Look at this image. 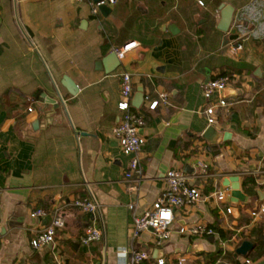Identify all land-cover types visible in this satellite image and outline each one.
<instances>
[{
	"label": "crops",
	"instance_id": "obj_1",
	"mask_svg": "<svg viewBox=\"0 0 264 264\" xmlns=\"http://www.w3.org/2000/svg\"><path fill=\"white\" fill-rule=\"evenodd\" d=\"M224 4L235 9L227 32L218 28ZM111 9L105 17L76 0H0V264H131L121 251L132 248L150 254L146 264H179L181 257L226 264L232 255L240 262L235 254L243 242L256 232L264 242V218L250 215L264 202V0H119ZM132 42L138 46L111 59ZM232 44H243L238 56ZM225 73L234 78L229 106L218 110L213 126L229 140L212 146L203 138L211 127L205 74L214 80ZM123 74L132 77L133 111L146 120L139 182L125 178L131 157L113 135ZM141 88L145 100L136 108ZM37 92L63 105L42 103ZM162 94L167 103L150 110ZM172 169L192 179L200 201L175 212L168 241L158 244L152 231L133 240L134 213L153 207ZM231 176L249 198L236 207L223 184ZM249 177L257 179L252 195L243 187ZM225 189L226 201L212 196ZM88 196L100 204L95 218L74 206ZM39 209L45 217H33ZM59 219L65 225L53 243L34 250L36 236ZM95 224L104 226L102 241L82 245ZM197 225L219 226L231 233L227 240L239 241L223 250L219 234L221 240L179 233ZM218 251L224 259L212 263ZM254 261L264 264V248Z\"/></svg>",
	"mask_w": 264,
	"mask_h": 264
},
{
	"label": "built area",
	"instance_id": "obj_2",
	"mask_svg": "<svg viewBox=\"0 0 264 264\" xmlns=\"http://www.w3.org/2000/svg\"><path fill=\"white\" fill-rule=\"evenodd\" d=\"M77 2H87L91 6V11L94 16L100 14V6L107 5L112 8L118 4L119 0H103L100 3H96L95 0H76ZM203 6V2H200ZM137 42H132L122 49L115 50V53L119 56L123 55L130 49L136 48ZM230 49L233 55L238 56L243 51V44H232ZM231 78L228 76L219 77L214 80H210L204 85V96L208 100V106L205 110V114L208 118V123L213 126L216 123V116L219 109L227 108L229 106L226 98L220 97L217 100H213L215 93H221L229 88ZM134 97V86L132 77L130 74L121 75V100L118 103V110L122 114L119 124L113 129V135L122 148L125 155L131 157L129 164V170L125 175L127 180L133 182H139L143 178V168L141 166V153L146 142L141 135V130L146 126V120L143 116L133 111L132 100ZM167 103V95L162 94L157 101H151L149 104L150 110H156L159 104ZM30 112L32 109L29 110ZM199 167L205 173L208 166L200 163ZM167 189L162 193L153 207L144 212L141 215L134 213V228L132 231V239H139L142 234L152 231L158 244H162L170 239L173 230L172 226L175 222V212L183 206L194 204L201 199V193L199 189L192 182V179L182 170L172 169L166 176ZM229 195L228 189L218 190L213 193L218 201L224 202ZM75 208L80 210L84 214L93 216L94 218L100 214L101 208L98 201L94 196H88L83 199H78L74 202ZM133 210L134 206H130ZM228 214H232V209H227ZM253 221H257L264 218V202L254 208L250 212ZM46 213L39 209L33 214L35 218H43ZM64 221L59 219L54 224L48 227L44 232L38 234L32 241V248L34 250H40L51 245L56 235V228L64 227ZM180 234H191L196 237H208L214 236L218 239L219 236L211 228L204 225H197L191 228H181ZM104 237V226L93 225L87 229L83 237L81 238V244L89 246L94 243L101 242ZM221 240V239H220ZM237 236H233L227 241L221 240L220 244L223 250L226 249L230 243H238ZM124 256L131 255V264H144L151 259L150 254L147 251L131 249H124L121 251ZM163 260H160L158 264H164ZM179 264H192L187 258L181 257ZM226 264H256L255 261L248 257H243L239 263L228 262Z\"/></svg>",
	"mask_w": 264,
	"mask_h": 264
},
{
	"label": "water",
	"instance_id": "obj_3",
	"mask_svg": "<svg viewBox=\"0 0 264 264\" xmlns=\"http://www.w3.org/2000/svg\"><path fill=\"white\" fill-rule=\"evenodd\" d=\"M103 0H95L96 3H100ZM100 11L101 13L105 16L108 17L110 13L112 12V9L108 7L107 5H101L100 6ZM235 9L234 7L230 5H223L222 7V15H221V21L218 26L219 30L223 32H227L230 28V25L232 23L233 17H234ZM169 30L173 33L176 34L178 29L175 25L171 26ZM32 44V43H31ZM33 45V44H32ZM40 56V55H39ZM116 53L111 57L116 58ZM113 71H109L108 73H111ZM207 77V82L206 84L210 81V76L209 74H205ZM65 88L72 94H76L77 87L71 82L70 79L66 78L65 82L63 83ZM58 91V88H56ZM229 90H224L221 92L222 97H226L227 93ZM59 92V91H58ZM40 94V98L38 99L40 102L44 103L47 102V104L52 105L55 109H59L63 103H59L53 99H50L46 93L44 92H37L35 94L36 96ZM62 100V98H60ZM145 100V95H144V90L141 88L139 89L137 95L135 96L134 99V107L140 108ZM76 134H78L76 132ZM203 138L207 140L212 146H217L218 143L224 139V141L229 140V137L227 134H222L220 133L214 126L209 127L206 132L203 135ZM224 186L230 187L231 188V202L233 204V207H236L237 203L240 201L246 202L249 201V198L244 195V193L241 190V183H240V178L238 176H231L229 178H225L223 181ZM235 213V211H233ZM254 249L253 243L249 241H245L242 243V245L236 250L235 257H247Z\"/></svg>",
	"mask_w": 264,
	"mask_h": 264
},
{
	"label": "trees",
	"instance_id": "obj_4",
	"mask_svg": "<svg viewBox=\"0 0 264 264\" xmlns=\"http://www.w3.org/2000/svg\"><path fill=\"white\" fill-rule=\"evenodd\" d=\"M224 76L230 77L231 78V82L234 80L233 76L231 74H227V73L222 74L220 76H217L216 78L224 77ZM216 78H214V79H216ZM256 180L257 179L253 178V177H249L246 180V182L243 185L246 194H248V195H252L253 194L254 188L257 187ZM209 228L213 229L216 234H219L223 240H227L231 236L230 232L224 231L219 226H212V227H209ZM255 235L256 236L252 237V240H251V242L254 244V249L247 256L248 258H251L253 260H257L259 257H261L263 255V248H264V242L260 239L259 232H256ZM204 237H206V236H204ZM207 257L209 258V257H211V255H208ZM219 259H224V257L222 256V252L221 251H218L214 255V257L213 256L211 257V262L215 263ZM229 259L232 260L231 262L239 263V261L237 259H235L233 255L230 256ZM144 264H146V262Z\"/></svg>",
	"mask_w": 264,
	"mask_h": 264
}]
</instances>
